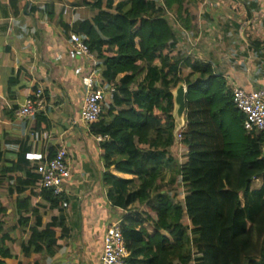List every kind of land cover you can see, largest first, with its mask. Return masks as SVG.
I'll return each mask as SVG.
<instances>
[{
  "label": "trees",
  "instance_id": "trees-1",
  "mask_svg": "<svg viewBox=\"0 0 264 264\" xmlns=\"http://www.w3.org/2000/svg\"><path fill=\"white\" fill-rule=\"evenodd\" d=\"M200 1L126 0L115 7L112 0L78 1L97 10L91 24L78 31L101 62L103 83L115 88L91 125L96 135L107 137L99 146L107 171L102 181L111 201L117 183L123 186V207H140L119 224L128 264H264V134L243 129L244 118L232 104L226 80L209 63L177 51L166 17L191 33L189 8ZM182 67L190 71L185 78ZM179 83L186 89L185 126L178 135L186 161L176 167L167 156L175 140L171 91ZM33 120L36 129L48 127L41 114ZM256 179L261 184L253 190ZM37 182L35 169L27 164L0 165V190L5 188L9 201L14 200L13 231L17 237L28 233L20 245L28 264H44L55 256L61 238L56 234L64 227L63 218L44 224L31 199L39 197L50 211L68 204L52 190L37 193ZM177 182L187 192L183 205L162 191ZM26 188L28 195L21 200ZM8 209L0 199V264L14 258L4 228Z\"/></svg>",
  "mask_w": 264,
  "mask_h": 264
},
{
  "label": "crops",
  "instance_id": "crops-1",
  "mask_svg": "<svg viewBox=\"0 0 264 264\" xmlns=\"http://www.w3.org/2000/svg\"><path fill=\"white\" fill-rule=\"evenodd\" d=\"M78 1L0 0V165L19 162L35 169L59 148L67 153L70 175L61 195L68 204L50 211L39 197L30 202L31 208L43 216L44 224L52 217L64 221L63 229L56 234L61 236L58 251L46 264H99L107 229L120 224L130 209L139 207H123L121 184L113 185L115 200L108 198L109 187L102 181L107 171L99 149L107 140L97 141L99 135L80 121L85 94L82 79L91 75L94 88L104 92L109 86L100 77L101 62L73 48V38L82 40L79 28L90 25L97 14V10L80 6ZM112 1L115 7L126 0ZM189 12L193 31L182 30L191 43L185 56L209 63L230 90H264V0H201ZM210 32L213 34L208 35ZM177 41L179 51L178 37ZM182 69L186 71L184 76L190 73ZM36 89H41L45 97L46 108L41 115L47 128L36 129L33 118L16 115ZM260 184L261 179L254 180L252 189L257 190ZM38 188L37 182L34 189L40 193ZM26 195L27 188L19 197L22 200ZM6 214L5 224L12 222L4 228L10 234L8 246L14 258L5 263L28 264L20 252L28 233L17 237L13 231L16 217L10 207Z\"/></svg>",
  "mask_w": 264,
  "mask_h": 264
},
{
  "label": "built area",
  "instance_id": "built-area-1",
  "mask_svg": "<svg viewBox=\"0 0 264 264\" xmlns=\"http://www.w3.org/2000/svg\"><path fill=\"white\" fill-rule=\"evenodd\" d=\"M73 48L83 56L90 57L84 42L75 37L72 40ZM85 94L81 107L80 121L86 126L97 123L101 117L104 102L111 101L115 88L109 86L104 92L94 88V78L91 75L82 79ZM231 99L234 108L243 116V129L247 133H264V90L244 91L240 88L231 90ZM46 108L45 97L41 89L33 91L17 110L16 115L20 118H33L37 114L44 113ZM179 138V136H178ZM97 141L107 140V137L97 136ZM66 150L59 148L54 156L35 168L38 176V189L52 190L54 195L62 194V185L69 178L70 171L66 160ZM129 253L125 241L122 238L120 225H111L103 238V248L99 264H128Z\"/></svg>",
  "mask_w": 264,
  "mask_h": 264
},
{
  "label": "rangeland",
  "instance_id": "rangeland-1",
  "mask_svg": "<svg viewBox=\"0 0 264 264\" xmlns=\"http://www.w3.org/2000/svg\"><path fill=\"white\" fill-rule=\"evenodd\" d=\"M166 17H167V20L169 22V25L172 27V29L174 30L176 36L178 37V39H179V41L181 43L179 45L178 50L182 54L186 55V53L191 48L190 47L191 43L187 40L186 35L182 32V29L177 25V23H175V21L172 18V16L168 14ZM209 34L212 35L213 32L208 33V35ZM213 44H216V43H213ZM193 53L194 52H192V54ZM196 54H198V52ZM185 73H186V71L181 68V78H185L186 77V76H184ZM105 103L106 102H104V104ZM105 106L103 105V107H105ZM180 141H181L180 138L175 137L174 144L169 149L168 156H167V157H169V158H171L173 160V165L176 166V167H178L179 165L181 166L186 161V150H184L181 147ZM255 186L256 185L254 184L253 187H255ZM162 191L164 193H167L168 195H170V197L173 199V203H179V204L183 205V199L185 198L187 192H186L185 188L181 184H179L177 182V183H175L173 185H169L167 187H163ZM0 199L2 200V202L4 204L7 205V207L13 206V201H9L8 200V196H7V192H6L5 188L0 190ZM129 211H131V212L138 211L139 212L140 211V207H138V208L133 207L132 210L130 209ZM183 222L186 225L188 224V221H187L186 217H184ZM11 223L12 222L8 221V222H6L5 226L10 225ZM48 262L49 261L44 262V264H46ZM11 263L15 264V262H11ZM192 264H194V262Z\"/></svg>",
  "mask_w": 264,
  "mask_h": 264
},
{
  "label": "water",
  "instance_id": "water-1",
  "mask_svg": "<svg viewBox=\"0 0 264 264\" xmlns=\"http://www.w3.org/2000/svg\"><path fill=\"white\" fill-rule=\"evenodd\" d=\"M186 89L183 83H179L172 91V119L174 122L173 136L178 137L179 133L185 126L186 102H185Z\"/></svg>",
  "mask_w": 264,
  "mask_h": 264
}]
</instances>
